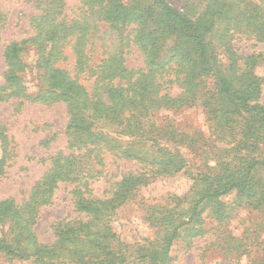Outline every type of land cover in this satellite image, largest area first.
Here are the masks:
<instances>
[{"label":"trees","instance_id":"16d2710c","mask_svg":"<svg viewBox=\"0 0 264 264\" xmlns=\"http://www.w3.org/2000/svg\"><path fill=\"white\" fill-rule=\"evenodd\" d=\"M187 1L181 11L166 0H84L81 13L68 18L63 0H40L44 8L39 16H33L36 35L8 44L4 86L12 90L13 97L25 96L22 75L26 64L20 55L27 45H33L45 80L38 97L50 105H66L65 134L70 150L44 159L51 166L24 203L17 204L12 198L0 202V225L10 226L0 237V254L10 264L13 259L34 258L36 264H106L121 259L111 244L115 235L108 231L103 234L106 230L99 224L116 202L131 198L139 185L146 184L144 173L124 176L108 201L89 196L87 189L104 172V148L143 168H158L160 173H174L182 168L178 154L161 145L162 139L172 133L157 126L155 118L161 111L195 107L198 101L220 139H233L236 148L244 139H252V146L264 140V105L258 102L260 86L252 73L257 58L248 57L247 70L241 71L226 39L227 24L244 22L247 28L252 23L250 27L264 40L258 7L255 3L244 5L246 0H204L206 4L199 12L200 0ZM249 8L252 9L248 11ZM218 24L224 28L221 32L222 27L217 29L219 36L213 42L212 34ZM67 44H72L78 74L94 80L92 89L80 83L78 76L71 77L57 67L64 59ZM133 47L144 63V68L137 71L126 64V55ZM97 54L100 59H95ZM223 54L228 55V61L222 58ZM164 77L182 92L176 97L165 92ZM209 79L214 82V90L203 92L204 82ZM2 92L1 89L0 96ZM240 119L241 134L235 127L241 124ZM55 137L46 140L45 145ZM0 141L1 177L5 162L13 156L14 143L4 131L0 132ZM260 169H264V159L244 161L230 176L209 184L200 194L195 211L234 189L243 196L252 195L255 174ZM62 182L77 184V211L89 219L59 223L55 227L58 242L54 246L41 245L34 230L40 209L50 202ZM183 226L172 232L153 264L167 262Z\"/></svg>","mask_w":264,"mask_h":264},{"label":"rangeland","instance_id":"374dc122","mask_svg":"<svg viewBox=\"0 0 264 264\" xmlns=\"http://www.w3.org/2000/svg\"><path fill=\"white\" fill-rule=\"evenodd\" d=\"M63 1L68 18L81 13L84 0ZM166 1L181 11L188 4L187 0ZM39 2L0 0V90H3L0 96V132H6L11 143H14L13 156L5 162L0 177V202L12 198L17 204L24 203L33 195L51 166V162L44 159L58 152L70 153L65 134L68 122L66 105H50L38 97L45 80L39 70L40 57L33 45H27L20 55L26 64L22 75L25 96L13 97L12 90L4 86L6 47L12 41L36 35L33 16H39L44 8ZM200 2L199 12L206 4L204 0ZM252 3L261 13L259 22L264 23V0H246L244 5ZM246 24H227L226 39L231 44L241 71L247 70L248 57L257 58L252 73L260 86L258 102L264 105V40L250 27L252 23L248 24L249 28ZM220 27L221 24H218L212 34L213 42L219 36L217 29ZM223 28H220V32ZM63 56L57 67L66 70L71 77L78 76L80 83L92 89L94 80L78 74L72 44H67L63 49ZM100 58L98 54L95 55V59ZM222 58L228 61V55L223 54ZM126 64L136 71L144 68L143 58L136 48L128 51ZM163 79L165 92L174 97L182 92L167 77ZM204 83L203 92L214 90L211 79ZM155 120L158 127L172 132L170 137L162 139L161 145L178 154L182 165L179 171L160 173L158 168L146 169L140 163L125 160L104 148V172L89 183V196L108 201L124 176L144 173L142 175L145 177L146 184L139 185L131 198L116 202L114 208L105 213L104 222L99 224L101 229L106 230L103 234L108 231L115 235L111 244L122 255L117 262L106 264H153L172 232L181 225L184 226L179 231L180 236L173 241L165 264H264V169L255 174L256 186L252 195L243 196L234 189L200 205L195 211L200 194L209 188L210 183L216 184L230 176L244 161L264 159V140L252 146V139H244L242 145L236 148L237 142L233 139L231 142L220 139L212 130L202 103L198 101L195 107L161 111ZM235 127L237 133L241 134L242 120ZM54 135V141L46 146L45 141ZM2 158L0 141V161ZM76 186L66 182L58 184L50 202L41 207L34 228L41 245L54 246L58 242L55 227L59 223L88 221L87 216L77 211ZM9 229L8 224L0 225V237ZM0 263L10 264L1 254ZM11 263L36 264L35 258L27 261L13 259Z\"/></svg>","mask_w":264,"mask_h":264}]
</instances>
